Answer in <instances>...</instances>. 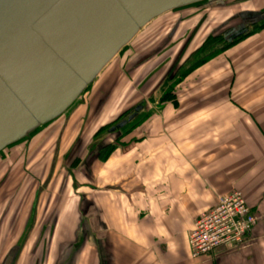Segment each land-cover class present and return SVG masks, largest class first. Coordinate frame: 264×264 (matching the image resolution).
<instances>
[{
  "label": "crops",
  "instance_id": "0c3cea01",
  "mask_svg": "<svg viewBox=\"0 0 264 264\" xmlns=\"http://www.w3.org/2000/svg\"><path fill=\"white\" fill-rule=\"evenodd\" d=\"M174 89L176 104L155 103L127 148L91 161L102 189L86 198L91 232L66 264H264V28ZM233 190L257 216L252 232L237 248L192 259L194 221ZM24 245L0 264H24Z\"/></svg>",
  "mask_w": 264,
  "mask_h": 264
},
{
  "label": "rangeland",
  "instance_id": "374dc122",
  "mask_svg": "<svg viewBox=\"0 0 264 264\" xmlns=\"http://www.w3.org/2000/svg\"><path fill=\"white\" fill-rule=\"evenodd\" d=\"M250 21L253 27L264 21V0H216L160 17L54 124L0 154V263L11 261V247L22 244L21 263L70 261L91 232L86 198L96 187L102 189L100 178L92 180L98 166L91 161L101 164L115 150L127 148L126 136L155 103L160 105L164 93L175 91L180 76L251 33L253 28L244 27ZM209 36L214 43L197 54Z\"/></svg>",
  "mask_w": 264,
  "mask_h": 264
},
{
  "label": "water",
  "instance_id": "95a60500",
  "mask_svg": "<svg viewBox=\"0 0 264 264\" xmlns=\"http://www.w3.org/2000/svg\"><path fill=\"white\" fill-rule=\"evenodd\" d=\"M214 1L0 0V154L69 111L153 21Z\"/></svg>",
  "mask_w": 264,
  "mask_h": 264
},
{
  "label": "built area",
  "instance_id": "2783aa9c",
  "mask_svg": "<svg viewBox=\"0 0 264 264\" xmlns=\"http://www.w3.org/2000/svg\"><path fill=\"white\" fill-rule=\"evenodd\" d=\"M257 223L243 194L233 190L221 195L215 204L201 213L188 235L192 259L211 254L217 249H234L242 245Z\"/></svg>",
  "mask_w": 264,
  "mask_h": 264
},
{
  "label": "trees",
  "instance_id": "16d2710c",
  "mask_svg": "<svg viewBox=\"0 0 264 264\" xmlns=\"http://www.w3.org/2000/svg\"><path fill=\"white\" fill-rule=\"evenodd\" d=\"M201 5H203V4L195 5V6H192V7H198V6H201ZM263 22H264V21H263ZM263 22H262L261 24H259V26H257V27H253L256 23H254L253 21H250L249 23L245 24L244 27L247 26V25L249 24L248 26L251 27V28H253V31H252L251 33H253V32H258V31H260L261 29L264 28V23H263ZM242 26H243V25H242ZM251 33H249V34H247V35H246V34H242V36L236 37V39H234L231 43H229V44L227 45V47H224L223 49L217 51L216 53H218V54L215 55V57H216V56H219V55H221V54L227 52V50H230L231 48L235 47L237 44H239V43H241L243 40H245V38H247L248 36H250ZM213 43H214V39H213V37H211V36L207 37V38L202 42V44L199 46V48L196 50V53L199 54L202 50L205 51L208 47L212 46ZM215 57H211V58H209V59H208V58H204V59L200 60L196 65H194L193 67L187 69L186 72L183 73V74L180 76V78H183V77L186 76L188 73L194 71L196 68H198L199 66H201V65H203V64H205V63H207L209 60H211V59H213V58H215ZM180 81H181V80L177 81L176 85L179 84ZM176 85H175V86H176ZM159 102H160V104L171 103V104L175 105V104H176V99H175L174 92L170 91V92H166V93H164V94L161 96ZM52 124H54V123H52ZM52 124H50V125H52ZM50 125H48V126L42 128V129L37 130V131L34 132L30 137H33L34 135H36L37 133L41 132L42 130L47 129L48 127H50ZM21 142H23V141H21ZM21 142H19V143H21ZM19 143H17V144H19ZM17 144H15V145H17ZM15 145H14V146H15ZM12 147H13V146H12ZM12 147H10V148H12ZM10 148H8V149H10ZM4 152H5V151H4ZM4 152H3V153H4ZM1 154H2V153H1Z\"/></svg>",
  "mask_w": 264,
  "mask_h": 264
}]
</instances>
